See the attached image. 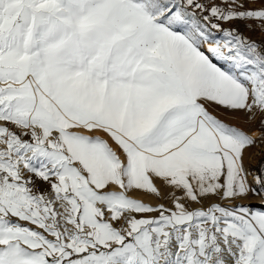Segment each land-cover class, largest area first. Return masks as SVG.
Masks as SVG:
<instances>
[{
    "label": "snow or ice",
    "instance_id": "1",
    "mask_svg": "<svg viewBox=\"0 0 264 264\" xmlns=\"http://www.w3.org/2000/svg\"><path fill=\"white\" fill-rule=\"evenodd\" d=\"M236 21L264 0H0V264H264L258 136L214 114L264 138Z\"/></svg>",
    "mask_w": 264,
    "mask_h": 264
},
{
    "label": "rangeland",
    "instance_id": "2",
    "mask_svg": "<svg viewBox=\"0 0 264 264\" xmlns=\"http://www.w3.org/2000/svg\"><path fill=\"white\" fill-rule=\"evenodd\" d=\"M246 7H259V4H247ZM249 24H251V27L248 26ZM222 27H234L248 39L257 43L264 42V32L257 28L254 22L236 21L231 25L222 24ZM214 114L229 124H234L243 128L245 131L249 132V134H257V144L254 147L248 149L245 153V167L250 173L248 176V181L250 184L255 186L253 182V175H259L261 174V170H264V138L259 137V133L261 131L259 120L249 124L246 122L247 118L243 113L233 114L220 109L215 110ZM38 186L42 191H46L48 188L47 184L39 181ZM141 198L147 203H157V201L151 196H141ZM165 203L167 204V202ZM238 203L246 204L255 208L264 207V204L261 203V198L252 194H249L247 199L238 201Z\"/></svg>",
    "mask_w": 264,
    "mask_h": 264
}]
</instances>
